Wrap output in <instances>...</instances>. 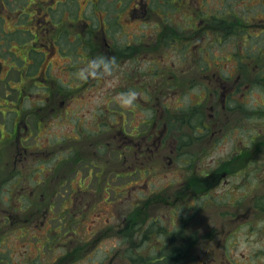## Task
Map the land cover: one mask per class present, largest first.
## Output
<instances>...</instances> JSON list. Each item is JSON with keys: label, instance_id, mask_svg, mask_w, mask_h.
Segmentation results:
<instances>
[{"label": "flooded vegetation", "instance_id": "obj_1", "mask_svg": "<svg viewBox=\"0 0 264 264\" xmlns=\"http://www.w3.org/2000/svg\"><path fill=\"white\" fill-rule=\"evenodd\" d=\"M97 1L94 0L96 4L92 5L99 15L97 25L95 26L96 30L95 27H90V24L84 20H82V23L85 24L83 28L88 27L84 30L81 29L79 24H74L72 27L69 24V28L75 31L72 42L78 41L80 46L87 48L93 54L90 58L105 56L103 50H106L105 54L110 53L112 55L109 58L112 59L113 66L110 67L114 68L118 62L116 61L117 55L113 54V49H123L127 55L132 51L134 55L132 46L136 42L141 43V39H135L138 36H134L132 39L127 32L123 33L126 40L121 43L122 47L118 46V44L112 47L107 42L108 34H111L114 28L117 30V28L123 27L119 21L120 14H116V12L122 10L123 6L124 9H130L129 16H125V20L123 19L127 26L134 22L133 17L134 20L138 19L141 21V17L144 18L148 11L154 13L153 7H155V4L159 8H162V5L164 6L165 3L164 0H148L146 3L154 4V6L152 8L146 7L139 11L137 8L136 12L137 14L140 13V15L133 16V11L137 6L135 4L132 5L133 0H127V5L124 4L126 0H118V2L123 4L122 7V4L117 7L115 3L118 2H114V0V3L107 0L109 3L107 8L113 6V11L110 10V12L114 15L109 22L108 20L105 22L102 13L103 11L107 12L108 9L100 11V7L103 4L101 1L98 3ZM205 1L183 0V2H188V6H190V9L186 10L185 15H191L188 21H192L191 24L195 25L193 33L184 39L174 29L169 30L167 26H161L160 24L159 31L155 33L154 42L151 43L153 39H150L149 43L146 42L144 44L143 48H137V50L142 51L141 53L136 52L135 57L137 60H142L143 58L149 61L151 52L162 50L163 46L161 45H171L172 50L180 53V50L187 49V47L195 49L203 35L208 36L211 34L212 36L214 34L212 42H215L217 41L216 36L218 34H222L223 38V34L227 35L231 33L227 30L229 28L227 25H221L222 32H217V34H215L216 27L214 24L210 28H205L203 16L198 15L201 12L202 2ZM166 2L168 4L171 3L170 1ZM241 2L244 4V1ZM257 2L260 5H264V0H257ZM90 5V3H85L82 10L85 11ZM1 7L5 9V0L2 2ZM159 8L161 17L164 11ZM3 12L10 16V10H0V16L4 14ZM159 12L157 13L158 16ZM164 14L166 15V13ZM239 15L241 14L238 13ZM262 18L264 21V17ZM80 20L81 18L77 20V23ZM240 23L238 21L237 25ZM141 24L146 25L147 23L142 22ZM167 30L171 36L170 41L164 40L168 35L166 33ZM1 31H3V27L0 29V34ZM87 32L89 34L84 37ZM226 35L224 36L226 37ZM260 36L264 37V25L257 24V38ZM225 37L223 38V45ZM33 38L37 39V35L34 34ZM52 38L53 40L49 42L50 39L42 37V39L52 46L51 48L54 47L55 34H52ZM114 39L119 40V38L115 37ZM184 40L188 42L183 43ZM219 44L222 45L221 43ZM259 44L261 42L257 41V45ZM207 45L210 47L212 43ZM205 46L198 49L204 51L202 59L205 56L209 59L205 61L206 67L200 69L199 74L196 76L189 78L192 80L194 86H197L198 83L213 84L211 92L208 90V86L204 84V89L199 93H202L203 99L201 102L205 103V107L209 111L205 115L204 121L198 122L197 118L200 103L190 105L191 109L187 113L177 116L175 115L176 113L169 112V107L166 106L167 99H174L170 96L171 93L163 91L159 86L149 91L148 88L145 89L146 84L144 82L147 81L142 80L143 84L140 88L143 92L142 94H138L133 106L126 109H123L124 107L122 106L123 108L121 107L120 111L114 109L108 111L105 106L103 107L104 109L101 108L98 113L92 115L90 118L91 126L99 128L94 136L97 142L94 145L93 151L81 150L79 138L77 139V143L70 148L68 142L72 140L71 138H64L65 142L61 144L56 141L58 146L62 145V152L69 148L70 153L63 160L65 163L69 162V165L62 164V167H64L62 174L60 170L59 173L48 170V164L52 161L49 157V151H47L45 157H41L39 154L44 149L28 142L33 138L32 134L34 132L43 129L41 127L44 125L42 123L44 120H49V118L54 119L58 114L64 115L65 121H68L66 122L68 126L72 121V118H70L71 114L58 112V110L63 111L69 107H65L63 102H61L58 108L48 106L36 107L32 105L23 107V101L25 99L30 100V97H25L21 93L17 94L15 100H17L18 105L14 111L13 119L8 124L14 137L9 143L4 142L0 145V162H8L3 156L8 149L6 146L11 148L12 145L11 152L13 153L12 156L15 163L13 172L7 173L8 170L0 167V189L9 182L7 197H2L0 194V264H83L86 256L93 254L97 248L96 244L104 238L112 240L117 238L121 243H126L128 248L130 247L129 242L135 241L137 245L136 254L143 258L142 264H164L167 241L172 236L174 239L173 244H177L179 242L176 239H181L182 236L180 237L179 233L181 231L172 233V231H176L179 224H172L173 228L171 226L167 227L166 221L163 220L165 214L162 211H165L166 207H169V212L170 208L175 212L179 210L178 206L180 204H177L179 200L176 198L168 201L171 195L168 192V186L166 187L162 183L166 179V175L164 174L165 166L163 164L167 159L169 163L172 162L173 157L166 154L167 148L172 142H177L175 138L176 132L182 133L183 129L191 130L194 133L195 140H200L203 136L208 135L210 138L204 144L206 146L210 145V148L215 147V142H219L228 136L229 130H237L238 136L233 140L234 149L232 153L228 154L232 159L231 161H223L220 167L208 170L204 176L199 175L197 172L191 173V178L183 181V187L176 190V193L185 194V190H188L187 192L196 196L200 195V192L208 194L216 185L220 187L219 185L222 184V181H225L231 175V167L227 166L228 163L236 159L240 162L241 159L251 156L252 151L250 147L253 144V151L257 150V167L259 170L261 168L264 169V74H261L258 68L257 75L254 73L250 74L249 72L252 70L250 66L252 64L251 62L246 63L245 59L241 58L243 55H241L238 49L236 51L233 50L232 53H228L229 58H227L211 55L207 52L208 48ZM105 47L107 48L105 49ZM245 54L248 55L247 53ZM121 55L123 56V54ZM90 58L86 59L87 71L83 74L84 82L95 80L102 73V67L98 71L97 68L92 67L90 63L92 60ZM194 59H198L196 53ZM211 61H215L213 65L216 68V72L211 71ZM252 62H255V60ZM259 65H264V43L262 44V48H257V67ZM189 67L191 66L189 65ZM93 72L95 75H92ZM223 72H226V74H222ZM196 73L198 72L196 71ZM137 77L135 81L131 78L127 82H140L138 79H141L142 76L139 77L137 74ZM19 78H22L21 74H19ZM169 78L174 79L175 75ZM176 79L178 81L182 80L179 79V76ZM157 82L165 83L167 80L164 79V76H160ZM251 86H257L256 96L253 95V92L250 93ZM53 94H55V97H53ZM59 95L63 97L66 93H53V90L48 89L44 92L42 98L45 100V104H53V101H55V98H59ZM144 96L147 97L143 98ZM67 99H70V97H67ZM150 99H154L156 102L151 103ZM111 100L116 105L120 103L119 96ZM246 100H254L252 109L254 111L257 110V112H254L253 116L256 115L257 117L253 120L246 118V114L243 113L245 107L250 105V102H245ZM169 106L171 105L169 104ZM106 112L110 115V119L108 120L106 118L107 115H104ZM247 120L250 122L247 123ZM3 127H6L4 122ZM247 130L250 132H245ZM102 131L107 133L102 134ZM245 139L251 142L248 146L245 144ZM178 143L177 148L179 149L185 144V142H182V136L178 137ZM89 144L91 145L92 143ZM170 153L173 155L174 151L170 149ZM84 157L94 160V163H91L90 159ZM177 157H179L178 153L175 154V159ZM101 160L109 162L112 167L108 171H105L104 174H102L101 170L92 172L90 167L102 168L101 165H95L96 162L102 164ZM29 163H32L33 171L26 169ZM84 163H86V166L88 165V175H82V170L79 169L80 165ZM18 164L20 167H18ZM259 164L261 168L258 166ZM93 177L94 179H92ZM156 179H159V184L154 183ZM90 182L96 186L95 190L91 193ZM136 189L139 191H135ZM103 191L107 192H104V194L111 196L109 203L100 212L92 215V217L96 215L97 218L89 222L92 225L86 230L84 215L80 212L83 202L78 199V202L73 203L71 199L69 200V196L75 194L93 196L92 201H89V204L86 205L89 211L96 207L97 200H99ZM135 193L137 195H144L142 199L147 198V200L142 203L139 202L140 199L136 205L131 203L128 207L126 204H117L119 195H134ZM64 194L67 195V198H64L58 204V208H56L53 202L54 197ZM262 194L264 195V187H257V195ZM131 199L133 200V197ZM261 201V198L257 197V204L254 203L251 206L255 207L256 204L257 210H261ZM117 206L118 209L119 206L121 209H130L124 212L121 218H118ZM60 211L63 212V215H60ZM107 211L113 215L112 219L108 220L105 217L107 219L106 224L101 225L97 219L104 222L101 216H106ZM247 211L249 212L250 209H247ZM55 216L60 218L57 219ZM64 216H67L66 220ZM56 220L59 222L64 221V223L54 226L53 222ZM170 233H172L171 236ZM177 233H179L178 237L174 236ZM181 233L183 234V232ZM190 239L192 242H195L193 236ZM57 240H63V242H55ZM151 251L155 253L154 260L149 259ZM55 253H59L55 259L57 260L56 262L54 260ZM115 253L122 256L123 251H116Z\"/></svg>", "mask_w": 264, "mask_h": 264}, {"label": "rangeland", "instance_id": "obj_2", "mask_svg": "<svg viewBox=\"0 0 264 264\" xmlns=\"http://www.w3.org/2000/svg\"><path fill=\"white\" fill-rule=\"evenodd\" d=\"M3 1L4 0H0V9L2 11H5V9L10 10L11 12L9 14L10 16H8V14L6 15L5 12L0 16V20H2L0 22V29L3 25L6 32L13 30L15 28L13 24L15 21L18 22L16 27L19 29L16 30L17 32L15 34H0V64L2 66V68L0 66V69H5L6 71L11 69L9 74L6 75L8 81L0 83V145L4 142L9 143L14 137L8 124L13 119L14 111L18 105L17 100H15L18 93H21L25 97H30V100L25 99L23 101V107L32 105L36 107L48 106L58 108L61 102H63V105L69 108L63 111L58 110V112H67L71 114L70 118H72V121L69 125H66L68 121H65L64 115L58 114L54 119L49 118V120H44L42 122L44 125L41 127L43 129L34 132L32 134L33 138L28 142L29 144H36L38 147L44 149L39 154L41 157H45L47 151L50 152L49 157L52 161L47 167L50 171L59 173L60 170V173H63L64 167H62V164L69 165V162H67V164L63 160L70 154L69 148L77 143L78 138L81 143V150L93 151L95 148L94 145L97 142L94 136L99 128L91 126L90 118L92 115L98 113L101 108L104 109L103 107L105 106L120 111L123 106L121 102L116 105L111 99L116 96L120 98L122 93H126L129 90H135L137 94H142L143 90L140 88L143 84L142 80L147 81L144 82V84H146L145 89L148 88L149 91L159 86L163 91L171 93L170 96L174 99H167L166 106L169 107V112L176 113L175 115L177 116L187 113L191 109L190 105L200 103L197 118L198 122L204 121L205 115L209 111L206 109L205 103L201 102L203 95L199 93L204 89V84L208 86V90L211 92L213 90V84L198 83L197 86H194L192 80L189 79L199 74L200 69L206 67L205 61L209 60L206 56L202 59L204 51H200L198 49L199 47L206 45L205 47L208 48L207 52L211 55L224 56L227 58H229L228 53H232L233 50L236 51L238 49L241 55H243L241 58L245 59L246 63L251 62L252 64L250 66L252 68L249 72L250 74L254 73L257 75V68L261 74H264V65H259V67H257V48H262V44L264 43L263 36L257 38V24L264 25V21L262 20V17H264V5H260L257 0H206L202 2L203 9H200L201 12L198 15L203 16L205 28H210L214 24L216 27L215 34H217V32H222L221 25L229 26L227 30L231 33L227 35L223 34V38L225 37L224 35H226L224 45L222 34L216 36L217 41L215 42H212L214 34L212 36L211 34L208 36L203 35L201 36V40L198 41V45L195 49L187 47V49L180 50V53L176 50H172L171 45H161L163 46L161 48L162 50L151 52L149 61L143 58L142 60H137L135 54L136 52L141 53L142 51L137 50V48H143L146 42L149 43L150 39H153L151 43L154 42L155 33L159 31L160 24L161 26H167L169 30L174 29L175 32L180 33L181 37L184 39L189 34L193 33L195 25L191 24L192 21H188L191 15H185L186 10L190 9L188 2H183V0H164V6L162 5V8H159L156 4L155 7H153L154 4L151 5L148 4V2L146 3L148 0H133L132 5H137L133 11V16L140 15V13L137 14L136 12L137 8L139 11L146 7H153L154 13L148 11L144 18L141 17V21L138 19L134 20L133 17L134 22L126 26L124 20L125 16H129L130 9H124L122 3L118 2V0H114V2H118L115 3L117 7L121 4V7L123 6L122 10L116 12V14H120L119 21L123 27L117 28V30L114 28L113 32L108 34L107 42L112 47H114L115 44L122 47L121 43L126 40L123 33L127 32L132 39L134 36H138V38L135 39H141V43L136 42V44L132 46L134 55L132 51L127 55L123 49H113V54L117 55L116 61L118 64L114 68L110 67L109 69H105L101 66L102 73L97 76V79L89 88H86L88 83L84 82L83 74L87 71L86 59L90 58L93 54H91L87 48H84V46H80L78 41L72 42L75 31H73L72 28L70 29L68 25L70 24L72 27L74 24H79L81 29L84 30L88 28H83L85 24L82 23V20H84L90 24V27H95L99 15L98 11H95L92 6L95 3L94 0H87L91 5L87 7L85 11L82 10L86 3L85 0H60L59 2L63 4L58 5H56L57 2L55 0H5V9L1 7ZM99 1L103 4L102 7H100V11L108 9L107 12L103 11L102 16L105 22H107V20L109 22L114 15L110 12V10L113 11V6L107 8L109 4L107 0H98L97 3ZM108 1L113 2V0ZM166 1H170L171 3L168 4ZM241 1H244V4ZM124 4L127 5V0ZM56 7L57 10L53 11ZM48 8H53V10L49 11L47 10ZM158 8L160 10L163 9L166 15L162 13L160 17ZM29 11H31L30 16H27L29 15ZM158 12L159 16L157 15ZM237 12L241 15L238 16ZM37 15L39 18L35 19ZM42 18L48 20L49 23L43 24L44 21H41ZM79 18H81V20L77 23ZM238 21L241 22L239 25H237ZM142 22H146L147 24L142 25ZM218 27L219 29H217ZM47 28L50 30H46ZM34 33H39L37 40L33 38ZM52 33L55 34V41L53 42L56 47L59 48V52L56 53L55 56L54 54H47L45 58L43 57V49H46V46H40L39 44L37 48L35 41L38 43H48L42 39V37H46V39H50L49 42H51V40H53ZM166 33H168V35L164 40L170 41L171 36L169 35V31L167 30ZM88 34L87 32L84 37ZM114 37L119 38V40L114 39ZM5 40H7V42L3 43ZM257 41L261 42V44L257 45ZM186 42L188 41H183V43ZM209 43H212L210 47L207 45ZM106 48L107 47H105V49ZM34 50H36L37 56H35ZM105 52L106 50H103L106 57L109 58L112 56L110 53L105 54ZM45 53L47 52L45 51ZM195 53L196 56H198L197 60L194 59ZM121 54H123V56ZM93 58L97 59L99 57H91L90 60H93ZM25 60H27V62ZM253 60H255V62H252ZM48 62L50 64L47 65ZM214 62L215 61H211V71L216 72V68L213 65ZM189 65L191 67H189ZM101 67L97 68V71L100 70ZM196 71L198 73H196ZM80 72H82V74H80ZM224 73L226 74V72L222 74ZM19 74L22 75V78H19ZM137 74L139 77L142 76L141 79H138L140 82H127L131 80V78L135 81L138 78ZM42 75H45V77ZM172 75H175L174 79L169 78ZM160 76H164L167 82H157ZM178 76L179 79H182L181 81L176 79ZM3 80V78H0V81ZM48 82L54 84L52 87L55 88V92L60 90L66 93L68 90H73L75 87L83 89L80 94L75 97L67 92L70 99L57 97L55 98L56 101H53V104H45V100L42 99V96L34 97L33 94L34 92L41 93V91L46 90L45 88L43 90L39 89L41 85L43 86V84ZM138 83H140V85H138ZM69 84L71 86H69ZM32 86L36 88H32ZM251 92L256 96L257 86H251L250 93ZM53 97H55V94H53ZM146 97L147 96H144L143 98ZM41 102L42 104H40ZM150 102L155 103L156 101L150 99ZM245 102H250V105L245 107L243 113L246 114V118H251V120H253L257 117L256 115L253 116V113L257 112V110L254 111L252 109L254 100H246ZM169 104L171 106H169ZM123 107V109L127 108L125 106ZM104 115H107V120L110 119L108 112ZM3 122L6 125L5 128L3 127ZM248 122L250 121L247 120V123ZM183 130L182 133L176 132L175 138L177 142H172L167 148L166 154L173 157V160L169 163L167 159L163 164L165 166L164 174L166 175V179L162 181V183L165 184L164 186L169 187H167V189L171 197L168 201H172L176 198L179 200L177 204L180 203L178 206L179 210L175 212L172 208H170L169 212V207H166L165 211H162V213L165 214L163 220L166 221V225L171 224V222H173L172 219H175L176 223L178 219L186 221V224L183 225L185 230L182 231L184 232L182 236L185 235L186 237L185 242H188L191 236L195 238V244L192 248L194 252H188L185 255V260H180V262L176 264H264V210H257L256 205L257 197L261 199L264 198L263 194L257 195V187H264V169L260 167V164L258 166L261 170L257 167V150L253 151L254 144L250 147L252 151L251 156L241 159L240 162L236 159L228 163L227 166L231 167V175H229L225 181H222V184L219 185L220 187L216 185L208 194L200 192V195L196 196L187 192L188 190H185V194L180 192L176 193V190L183 187V181L191 178V173L197 172L199 175L204 176L208 170L218 166L220 167L223 161H231L232 159L228 154L232 153L234 149L233 140L238 136L237 130H229L228 136L224 137L219 142H215V147L210 148V145L206 146L204 144L206 140L210 138L208 135L203 136L200 140H195L194 133L191 132V130ZM245 132L250 131L247 130ZM105 133L107 132L102 131V134ZM179 136H182V142H185L180 149L177 148ZM57 138H59L58 143L60 144L65 142L64 138L72 139L68 142L69 148L66 151L62 152V145H57ZM89 143L92 144L90 145ZM250 143V141L245 139L246 146ZM82 145L86 147L83 148ZM6 147L8 149L3 158L7 159L8 162H0V167H3L4 170H8V173L10 171L13 172L15 163L12 156L13 153L11 152L12 145L11 148L8 146ZM170 149L174 151L173 155L170 153ZM176 153H178L179 157L175 159ZM84 158L90 159L87 157ZM93 161L94 160H91V163H94ZM100 162L102 164L96 162L95 165H101L102 168L90 167L92 172L101 170L102 174H104L105 171H108V169L112 167L109 162H104V160ZM87 166L86 163L80 165L79 169L82 170V175H88ZM18 167H20L19 164ZM26 169L33 171L32 163H29ZM92 179H94V177ZM75 182L78 183L77 180H75ZM123 182L125 181L123 180ZM90 183L91 193L95 190L96 186H94L92 182ZM154 183L159 184V179H156ZM8 186L9 182L0 189L2 197H7ZM135 191L139 190L136 189ZM104 192L105 191H103L99 200H97L98 203L96 207L89 211L86 205L89 204V201H92L94 198L93 196L79 194L69 196V200L71 199L73 203L78 202V199L83 202L80 212L84 215L86 230L92 225L89 224V222L97 218L96 215L93 217L92 215L100 212L101 209L105 208V204L109 203V195L104 194ZM132 197L133 200L131 199ZM142 197L143 195H137V193L134 195H121L117 204H126L127 207L130 206L131 203L136 205L138 200H142ZM64 198H67L66 194L57 195L53 199L56 208H58V204L62 202ZM254 203H256L255 207L251 206ZM129 209L130 208L121 209L120 206L118 209L117 206L118 218H121L124 212ZM247 209H250V211L248 212ZM59 213L63 215L62 211ZM112 216L113 215L107 211L106 216H101L104 222L97 219L98 223L100 222L101 225L106 224V220H111ZM105 217H107V219H105ZM55 218L59 219L60 217L55 216ZM64 218L66 220L67 216H64ZM62 223H64V221L59 222L56 220L53 222V225L56 226ZM181 230L182 228H180V230L177 228L176 231H172V233ZM55 242H63V240H57ZM96 245L97 248L94 253L86 256L83 264H125L118 259L116 261L114 259L113 262L110 260L114 252H116L117 249H122V246H124L117 238L114 240L104 238ZM108 252L111 253L109 256ZM58 255L59 253L54 254V260ZM56 261L57 260H55V262Z\"/></svg>", "mask_w": 264, "mask_h": 264}, {"label": "trees", "instance_id": "obj_3", "mask_svg": "<svg viewBox=\"0 0 264 264\" xmlns=\"http://www.w3.org/2000/svg\"><path fill=\"white\" fill-rule=\"evenodd\" d=\"M184 221H181V223L179 225H183ZM185 225V224H184ZM182 232V231H181ZM179 232V233H181ZM179 233L175 234L174 236L178 237ZM172 235V233H170V236ZM181 236H182V233H181ZM171 238H173L171 236ZM173 240L174 239H169L167 241V244H166V251L170 248H172V252H169L168 255L170 256H173L172 258H166L167 261H171V264L173 263H179L180 260H185V255L190 251V247L187 245V243L185 242H182V243H177V244H173ZM130 243V247L128 249H125L123 252V261H126V262H129V263H135V264H142V260L143 258L140 257V256H137L136 254V251H137V245L135 243V241H131L129 242ZM194 243V242H193ZM171 244V245H169ZM169 245V246H168ZM190 245H194V244H190ZM150 260L151 259H154L153 256H150L149 258Z\"/></svg>", "mask_w": 264, "mask_h": 264}, {"label": "clouds", "instance_id": "obj_4", "mask_svg": "<svg viewBox=\"0 0 264 264\" xmlns=\"http://www.w3.org/2000/svg\"><path fill=\"white\" fill-rule=\"evenodd\" d=\"M90 63L93 68H100L101 66H103L105 69H109L110 66H113L112 59L106 56H101L97 59H93L92 61H90ZM92 75H95V73L93 72ZM137 95L138 94L135 90H129L128 92L121 94L120 102L125 107L133 106L134 102L136 101Z\"/></svg>", "mask_w": 264, "mask_h": 264}]
</instances>
